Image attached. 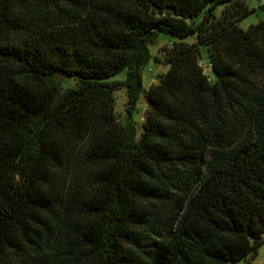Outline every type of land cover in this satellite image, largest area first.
<instances>
[{
	"label": "trees",
	"instance_id": "1",
	"mask_svg": "<svg viewBox=\"0 0 264 264\" xmlns=\"http://www.w3.org/2000/svg\"><path fill=\"white\" fill-rule=\"evenodd\" d=\"M254 10L0 0V264H264V19L239 25ZM160 31L195 40L166 46L146 89Z\"/></svg>",
	"mask_w": 264,
	"mask_h": 264
},
{
	"label": "rangeland",
	"instance_id": "2",
	"mask_svg": "<svg viewBox=\"0 0 264 264\" xmlns=\"http://www.w3.org/2000/svg\"><path fill=\"white\" fill-rule=\"evenodd\" d=\"M245 2L251 8H255V10L239 21V25L244 29L248 28L251 24L258 22L260 19H264V0H245ZM223 7L224 4H220L216 7V15L220 14ZM200 18L201 16H198L197 20H200ZM181 40L193 42L195 40V36L190 35L182 38L172 35L168 32L160 31L156 37V40L149 44L151 57L141 68V72L143 75V84L146 89L150 86L151 83L157 81V76L159 73L166 72L168 70V64L162 60L164 48L171 45L173 42H180ZM205 70L206 72L210 71V69L208 68H205ZM124 77L125 72H121L115 76V78ZM72 83L73 81L70 82V84ZM66 85H69L68 81ZM114 97V110L120 122L127 123L129 120V113L126 109L128 99L126 90L124 88L116 90L114 92ZM146 107V99L144 93L142 92L138 100L137 109L133 112V119L136 122L137 126V135H139L141 130L140 126L144 120ZM250 258L254 263L264 262V244Z\"/></svg>",
	"mask_w": 264,
	"mask_h": 264
},
{
	"label": "built area",
	"instance_id": "3",
	"mask_svg": "<svg viewBox=\"0 0 264 264\" xmlns=\"http://www.w3.org/2000/svg\"><path fill=\"white\" fill-rule=\"evenodd\" d=\"M263 12H264V6H263ZM205 68H208L209 69V67H205Z\"/></svg>",
	"mask_w": 264,
	"mask_h": 264
}]
</instances>
